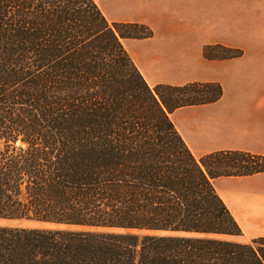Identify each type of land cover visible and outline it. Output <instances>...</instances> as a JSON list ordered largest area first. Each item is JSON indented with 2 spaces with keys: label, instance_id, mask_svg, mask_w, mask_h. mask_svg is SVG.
Instances as JSON below:
<instances>
[{
  "label": "trees",
  "instance_id": "1",
  "mask_svg": "<svg viewBox=\"0 0 264 264\" xmlns=\"http://www.w3.org/2000/svg\"><path fill=\"white\" fill-rule=\"evenodd\" d=\"M136 26L96 0H0V220L55 226L0 225V264H264V237H210L241 235L213 179L264 156L193 154L169 114L222 88L149 86L122 44Z\"/></svg>",
  "mask_w": 264,
  "mask_h": 264
},
{
  "label": "crops",
  "instance_id": "2",
  "mask_svg": "<svg viewBox=\"0 0 264 264\" xmlns=\"http://www.w3.org/2000/svg\"><path fill=\"white\" fill-rule=\"evenodd\" d=\"M109 22L136 23L148 37L122 44L149 86L217 82L221 97L169 114L194 155L264 154V0H96ZM241 55L209 59L206 46ZM215 189L250 240L264 237V173L221 176Z\"/></svg>",
  "mask_w": 264,
  "mask_h": 264
},
{
  "label": "rangeland",
  "instance_id": "3",
  "mask_svg": "<svg viewBox=\"0 0 264 264\" xmlns=\"http://www.w3.org/2000/svg\"><path fill=\"white\" fill-rule=\"evenodd\" d=\"M131 28H133L132 30L135 32L133 34H135L136 35L135 37H137V38H142L143 36H145V34H147V30L146 29L144 30L140 24H137L136 27H131ZM240 51L237 48H229L228 51H223L222 49L215 48L212 50L209 49L208 52L209 53H216L219 55L226 53V56H227V54L229 56H234V55L238 54ZM241 53H242V51H241ZM253 154L264 156V154H256V153H253ZM262 173H264V172H262ZM0 225H6V226H11V227H28V228H51V227H55L54 225H51L48 223H44V222L41 223V222L32 221V220H0ZM210 237H215V238L225 239V240H231V241H238V242H248L249 241L248 239L243 237L242 230H241V235H228V236L227 235L226 236H224V235H210Z\"/></svg>",
  "mask_w": 264,
  "mask_h": 264
}]
</instances>
